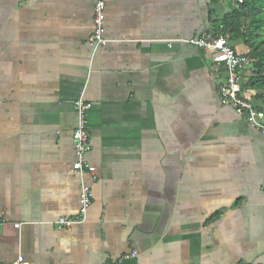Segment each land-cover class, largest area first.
Wrapping results in <instances>:
<instances>
[{
  "label": "crops",
  "instance_id": "1",
  "mask_svg": "<svg viewBox=\"0 0 264 264\" xmlns=\"http://www.w3.org/2000/svg\"><path fill=\"white\" fill-rule=\"evenodd\" d=\"M105 2L94 49L95 0H0V264H264V133L181 42L233 2ZM80 98L98 181L85 222L59 229L80 210Z\"/></svg>",
  "mask_w": 264,
  "mask_h": 264
},
{
  "label": "built area",
  "instance_id": "2",
  "mask_svg": "<svg viewBox=\"0 0 264 264\" xmlns=\"http://www.w3.org/2000/svg\"><path fill=\"white\" fill-rule=\"evenodd\" d=\"M241 3L242 0H231ZM105 0H95L93 32L89 39L90 45L97 49L107 41L103 36L105 16ZM199 50L208 52L213 63L220 69L215 77V85L223 107H229L244 116L246 121L258 131L264 133V111L258 110L243 96V83L251 76L253 59L236 53L230 44L229 37L215 36L213 33H203L187 41ZM76 112V126L73 131V147L75 152L74 172L80 180V210L79 215L72 219L61 218L55 224L59 229H71L85 222L87 213L92 205V185L98 181L96 169L88 160L91 151L88 113L91 105L83 98L74 104ZM264 189V188H263ZM16 229L19 225L15 226ZM132 256H135L133 254ZM9 264H29L22 257H18Z\"/></svg>",
  "mask_w": 264,
  "mask_h": 264
},
{
  "label": "trees",
  "instance_id": "3",
  "mask_svg": "<svg viewBox=\"0 0 264 264\" xmlns=\"http://www.w3.org/2000/svg\"><path fill=\"white\" fill-rule=\"evenodd\" d=\"M233 2L234 9L223 19L212 21L215 36H227L231 41L241 40L247 51L242 54L253 59L251 76L243 83V91H251L262 105L255 106L264 111V0H242Z\"/></svg>",
  "mask_w": 264,
  "mask_h": 264
},
{
  "label": "rangeland",
  "instance_id": "4",
  "mask_svg": "<svg viewBox=\"0 0 264 264\" xmlns=\"http://www.w3.org/2000/svg\"><path fill=\"white\" fill-rule=\"evenodd\" d=\"M205 33H212V31H206V32H204V34ZM203 34V33H202ZM201 35V34H200ZM196 38V37H195ZM189 45V44H188ZM197 49V48H196ZM199 50V49H198ZM202 51V50H201Z\"/></svg>",
  "mask_w": 264,
  "mask_h": 264
}]
</instances>
